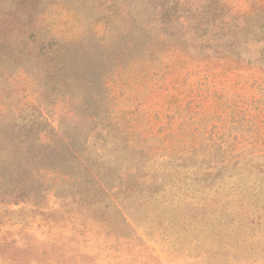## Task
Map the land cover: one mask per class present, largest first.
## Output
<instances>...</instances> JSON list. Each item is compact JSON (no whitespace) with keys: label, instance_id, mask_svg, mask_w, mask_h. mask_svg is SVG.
Returning a JSON list of instances; mask_svg holds the SVG:
<instances>
[{"label":"rangeland","instance_id":"374dc122","mask_svg":"<svg viewBox=\"0 0 264 264\" xmlns=\"http://www.w3.org/2000/svg\"><path fill=\"white\" fill-rule=\"evenodd\" d=\"M0 264H264V0H0Z\"/></svg>","mask_w":264,"mask_h":264}]
</instances>
